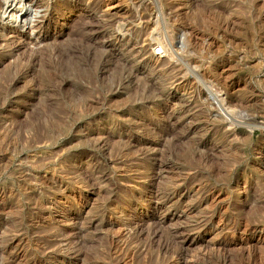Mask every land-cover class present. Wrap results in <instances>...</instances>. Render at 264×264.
<instances>
[{"label": "rangeland", "instance_id": "1", "mask_svg": "<svg viewBox=\"0 0 264 264\" xmlns=\"http://www.w3.org/2000/svg\"><path fill=\"white\" fill-rule=\"evenodd\" d=\"M9 1L0 264H264V0Z\"/></svg>", "mask_w": 264, "mask_h": 264}, {"label": "bare ground", "instance_id": "2", "mask_svg": "<svg viewBox=\"0 0 264 264\" xmlns=\"http://www.w3.org/2000/svg\"><path fill=\"white\" fill-rule=\"evenodd\" d=\"M18 1V0H17ZM14 2V1H13ZM19 3H20V5L21 6H19V8H17V12L19 13V12H22L23 11V9L24 8H22V2H24V0H20V1H18ZM18 4V3H17ZM14 5H16V4H14ZM19 5V4H18ZM5 7L6 9H8V8H10V7H12V3L10 4V1L8 0H5V3H2V2H0V7L2 8V7ZM26 6V5H25ZM62 6V5H61ZM15 9H16V7H15ZM14 9V10H15ZM5 10V9H4ZM5 17V16H4ZM18 17V16H17ZM20 17V16H19ZM17 19V18H16ZM4 20V19H3ZM1 31V30H0ZM1 33V32H0ZM4 33V32H3ZM156 58H157V56H155ZM221 103H219V109H221V111L223 110V112L225 113V115H230V113H232V112H230L229 111V108H226V105H225V100L224 99H222L221 101H220ZM205 163V162H204ZM92 177V176H91ZM80 188V187H79ZM152 245V244H151ZM83 247V246H82ZM161 252V251H160ZM170 254V253H169ZM86 256V255H85ZM178 257V256H177ZM80 258V257H79ZM91 258V257H90ZM89 258V259H90ZM88 259V260H89ZM92 259H94V258H92ZM87 260V261H88Z\"/></svg>", "mask_w": 264, "mask_h": 264}, {"label": "built area", "instance_id": "3", "mask_svg": "<svg viewBox=\"0 0 264 264\" xmlns=\"http://www.w3.org/2000/svg\"><path fill=\"white\" fill-rule=\"evenodd\" d=\"M154 55L157 57H162L164 55L163 48L159 47L154 50Z\"/></svg>", "mask_w": 264, "mask_h": 264}]
</instances>
